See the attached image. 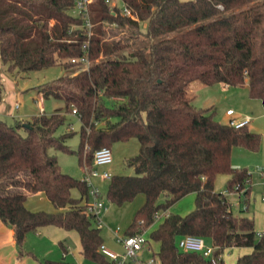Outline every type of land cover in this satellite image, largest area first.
I'll list each match as a JSON object with an SVG mask.
<instances>
[{"label":"trees","instance_id":"trees-1","mask_svg":"<svg viewBox=\"0 0 264 264\" xmlns=\"http://www.w3.org/2000/svg\"><path fill=\"white\" fill-rule=\"evenodd\" d=\"M111 2L89 3L93 28L87 40L81 18L72 14L75 0H0V64L9 72L53 65L66 70L39 87L42 98L62 99V110L12 124L0 118V221L14 229L19 253L27 233L54 225L76 231L83 258L110 264L98 252L100 228L69 196L75 186L87 194L86 185L63 173L50 150L73 153L90 168L96 149L135 138L138 152L124 160L134 174H112L105 193L118 206L143 196L126 235L145 230L156 213L166 212L147 240L158 244L153 254L159 264H212L177 247L184 235L209 241L214 258L228 248H251L230 264H264V237L252 218L233 213L227 198L241 193L248 203L251 174L233 167L230 154L233 146L257 150L261 135L197 113L187 97L194 81L246 84L248 96L264 109V0H120L131 15ZM83 54L86 68L70 61ZM2 92L0 68V103ZM72 109L80 123L76 148L67 145L71 129L56 133ZM219 173L228 175L223 191L214 188ZM43 187L55 210L27 211L22 202ZM189 194L190 211L168 212Z\"/></svg>","mask_w":264,"mask_h":264},{"label":"rangeland","instance_id":"rangeland-1","mask_svg":"<svg viewBox=\"0 0 264 264\" xmlns=\"http://www.w3.org/2000/svg\"><path fill=\"white\" fill-rule=\"evenodd\" d=\"M141 29L144 30L143 24H141ZM0 68L3 83L2 101L0 105L4 108L3 112H0V118L9 124L14 123L17 119H27L31 114L38 112L39 106L37 101L42 96L39 89L40 85L66 73V70L60 65L22 72H9L3 64H0ZM80 68H86V66L82 64ZM187 97L193 106L195 99L193 82L187 87ZM16 103H18V107H15ZM194 106L199 110L210 108L213 120L219 123L228 122L229 117L225 113L228 107L233 108L235 115H250L252 118L247 127L252 131L260 133L261 141L258 149L253 151L241 146H233L230 154V163L233 167H246L251 174L250 197L247 209L243 210L242 198H240V202V199L235 193L227 195L232 204L233 213L248 215L253 219L256 231H263L264 177L261 176V171H264V110L261 101L257 98H250L243 84L223 87L221 83H215L198 91ZM43 109L47 114L52 113L55 109L62 110L63 101L53 96L46 97L43 100ZM66 129H71L74 132L67 140V145L71 148H76L79 140L80 123L75 114H68L66 122L58 128L56 133L59 134ZM110 149L112 162L100 169L109 170L113 174H134L133 167L127 166L124 160L138 152V141L135 138L118 141ZM50 152L56 154L58 164L63 173L72 176L75 180L81 178L83 166L78 163L75 154L60 150L54 151L53 149ZM227 180V174H217L214 181L215 189L217 191L224 190ZM96 183L102 193L105 194L108 181L101 182L96 180ZM34 194L28 196L26 203L28 207L27 211L32 209L30 212H39L54 209V206L46 199L44 194L39 197ZM71 195L73 199H77L80 193L73 187ZM141 201V194H138L131 202L124 203L121 206L106 201L107 209L101 214L102 225L100 227L104 241L107 238L108 241L110 240V235H112L111 230L116 227L120 228L121 234L126 231ZM193 207L194 195L189 194L177 201L168 212L185 214ZM160 219L155 220L144 230V236L147 240L150 230L156 226ZM108 241L106 240V242ZM149 242L153 251L157 252L158 244ZM109 245L113 248L120 249L117 243L112 242ZM63 247H66L65 252L63 251ZM22 248L24 252L27 251L34 255V257L24 255L23 264H41L40 262L43 258L53 260L65 259L66 261L80 264H96L83 258L81 255L79 238L76 231L66 230L54 225H48L41 233H27L22 243ZM239 250L240 248L237 247L234 249H225L221 253L223 263L230 264L234 262L239 255L243 254H239ZM151 256L152 253L145 252L143 258L148 259Z\"/></svg>","mask_w":264,"mask_h":264},{"label":"built area","instance_id":"built-area-1","mask_svg":"<svg viewBox=\"0 0 264 264\" xmlns=\"http://www.w3.org/2000/svg\"><path fill=\"white\" fill-rule=\"evenodd\" d=\"M108 1V0H106ZM91 0H75L74 7L72 9V14L77 15L81 18V27L85 30V35L87 40L92 35L93 23L90 18L89 3ZM114 4L111 2V7ZM121 13L123 15H131L130 10L127 6H121ZM87 40L83 43V51H87L88 43ZM71 62H80L86 67L89 64V60L86 54H83L79 58H71ZM39 106V112H44L43 109V98L40 96L37 101ZM18 107V103L15 104ZM234 110L229 108L226 110L227 115H233ZM72 114H75V109H72ZM251 120L250 115H243L242 117H231L227 124L234 127H242L247 125ZM112 162L111 149L107 146L100 147L93 152L92 155V165L90 168L83 166V176L81 181L87 187V199L82 205L85 206L86 212L93 217L95 225L101 227L102 218L101 214L106 211V198L105 194L102 193L101 189L96 183L99 181H109L112 172L106 169H100ZM261 176L264 177V171H261ZM166 212L156 213L154 215L155 220L159 219ZM115 241L120 246V249H113L107 246L105 243H101L98 246V252L102 254L110 264H159V260L153 254V249L147 239L144 236V230L136 232L132 235H126L125 233H120V228L116 227L113 230ZM264 237V233L261 234ZM176 245L178 248L186 251H194L202 254L205 258L210 259L212 264H218V260L221 259V255L217 258L213 257L214 246L207 242L205 238L196 235H184L180 236L176 240ZM145 252L152 253V256L148 259H144L143 255Z\"/></svg>","mask_w":264,"mask_h":264},{"label":"crops","instance_id":"crops-1","mask_svg":"<svg viewBox=\"0 0 264 264\" xmlns=\"http://www.w3.org/2000/svg\"><path fill=\"white\" fill-rule=\"evenodd\" d=\"M112 3L115 5V4H118L120 6H122V2H120V0H112ZM215 83H221L223 87H227L228 85L226 83H223V82H218V81H214L212 79H209V83L208 84H203L199 81H194L193 82V94H194V103L196 102V99H197V93L199 90H203L205 87H208L209 85H213ZM246 89H247V86L246 84H243ZM4 98V97H3ZM4 100V99H3ZM44 100V98H43ZM194 103H193V107L194 109L197 111V113L199 114H202L203 116H206V117H212V111L210 110V108H206V109H196V107L194 106ZM19 106V105H18ZM231 107H228L227 109H229ZM263 108V107H262ZM226 109V110H227ZM233 109V108H232ZM4 110V108L0 105V112L2 113ZM264 110V109H263ZM0 113V115H1ZM36 113H39L36 112ZM34 113V114H36ZM226 113V112H225ZM33 115V114H31ZM30 115V116H31ZM227 115V114H226ZM229 118L228 120L231 118V117H242L243 115H235V112L234 114L231 116V115H227ZM22 119V118H21ZM252 120V118H251ZM250 120V121H251ZM249 121V122H250ZM248 122V123H249ZM227 123V122H226ZM248 125V124H247ZM113 174V173H112ZM82 176H83V173H82ZM82 176L81 178H79V181H81L82 179ZM72 177V176H71ZM251 181V180H250ZM82 182V181H81ZM102 182V181H101ZM249 185H250V182H249ZM74 188H76L78 190V192L80 193L79 195V198L77 199H73L72 198V195H71V190L73 189V187H71L69 189V196L71 199L75 200V202L78 204V205H82L83 202L87 199V194L85 193H82L81 189L79 188V186H75ZM215 188V186H214ZM216 190V189H215ZM223 191V190H222ZM236 194L238 196V198H242L241 196V193H236V192H232V193H228V195H231V194ZM42 194H44L46 196V199L48 201H50L52 203V200H51V197L49 195V192L43 187L40 191H38L37 193H35L34 195L36 196H41ZM228 195H227V198H228ZM29 196V195H28ZM28 196L25 198V200L22 202V206L27 210V199H28ZM229 199V198H228ZM143 202V196H142V201L140 203V205L142 204ZM240 202H241V199H240ZM243 204V203H242ZM248 204V203H247ZM247 204H243L242 207H243V210L247 209ZM53 205V203H52ZM139 205V206H140ZM54 206V205H53ZM70 206V205H68ZM138 206V207H139ZM232 206V204H231ZM62 207V206H61ZM246 207V208H245ZM67 208V207H66ZM30 211H32V209H29ZM55 210V207L54 209ZM51 210V211H53ZM46 211H49V210H46ZM47 226L45 227H41L39 228L37 231H35L34 233H41L42 230L44 228H46ZM114 229H112V235H110L111 237L109 238L110 240L108 241V238L106 239L108 242H106V240L104 241L103 240V243H105L107 246L113 248L112 246H110L109 244H111L112 242L116 243L115 241V236H114V232H113ZM256 231V229H255ZM258 233V235H261L264 233V230L263 231H256ZM103 237V236H102ZM104 239V237H103ZM110 242V243H109ZM66 248V247H65ZM236 248V247H234ZM234 248H228V249H234ZM237 248H240L239 250V254L241 253H247L251 250V248H248V247H237ZM113 249H116V248H113ZM118 250V249H117ZM227 250V249H226ZM81 253V252H80ZM24 255H28V256H32L30 253H27L26 252H23V253H19L18 251V248L15 244V237H14V229L13 228H9L7 227L5 224H3L1 221H0V264H23V257ZM43 259H48V258H43ZM222 260V258H221ZM232 262V261H230Z\"/></svg>","mask_w":264,"mask_h":264}]
</instances>
